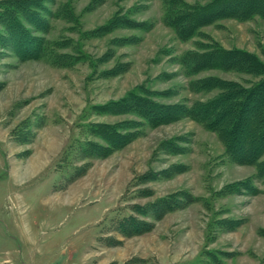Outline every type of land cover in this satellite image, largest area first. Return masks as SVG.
I'll return each mask as SVG.
<instances>
[{
    "label": "rangeland",
    "instance_id": "rangeland-1",
    "mask_svg": "<svg viewBox=\"0 0 264 264\" xmlns=\"http://www.w3.org/2000/svg\"><path fill=\"white\" fill-rule=\"evenodd\" d=\"M17 1L34 8L17 17L18 41H44L46 57L22 56L0 20V264H264V153L234 160L185 113L222 94L199 82L260 80L191 71L187 58L219 48L264 63V17L223 18L182 38L174 9L212 0ZM131 93L183 115L154 126L136 107L97 109ZM98 124L136 138L108 157L84 154L108 145L90 131ZM129 219L139 233L121 226Z\"/></svg>",
    "mask_w": 264,
    "mask_h": 264
},
{
    "label": "trees",
    "instance_id": "trees-1",
    "mask_svg": "<svg viewBox=\"0 0 264 264\" xmlns=\"http://www.w3.org/2000/svg\"><path fill=\"white\" fill-rule=\"evenodd\" d=\"M172 3L176 4L177 1L173 0ZM177 7L174 9L175 15H171L169 18L182 38L190 37L201 25L223 18L250 19L255 15L264 17V0H212L202 7H191L183 3ZM33 10L32 6H24L17 0H3L0 1V20L8 24L12 38L15 36V39H17V48L20 50L22 46V56L42 60L46 57L44 41L34 42L32 45H25L23 40L18 41L24 37V30L17 17L29 21L32 13L34 14ZM187 21H189V25L186 24ZM187 26H189L191 32H189V35L185 31ZM60 60L61 58H58L54 63L59 64ZM187 61L192 63L189 66L191 71L198 72L220 68L238 70L259 76L260 80L249 87L230 82H216L212 79L203 83L199 82L202 89L220 87L222 94L206 103L194 104L189 111L185 112L188 114L187 116L203 124L209 130L216 132L234 160L240 163L257 164L259 157L264 153V63L249 53L240 50L226 51L219 48L201 55L189 54ZM218 84H221V86H218ZM129 107H136L137 113L154 126L183 115L181 110L176 113L160 105H153L136 93H131L130 97L123 102L112 103L97 109L118 112L128 110ZM124 128L126 129L125 126ZM90 131L92 135L101 138L108 145L102 147L88 143L85 145L87 148H85L84 154L88 149H93L95 151V153L92 152L93 155L99 154V157H108L136 138V134L133 135L130 132L123 134L117 127L109 125H93L90 126ZM259 166L260 171H264V163L259 164ZM172 202L163 200L164 204L161 205L164 207L163 211L173 209ZM176 203L178 202H175L174 205ZM155 210L158 212L160 209L158 210V207H156ZM133 221L131 219L122 221L121 226L131 224L129 227L132 232L137 231L136 233H139L144 225L136 227V223Z\"/></svg>",
    "mask_w": 264,
    "mask_h": 264
}]
</instances>
